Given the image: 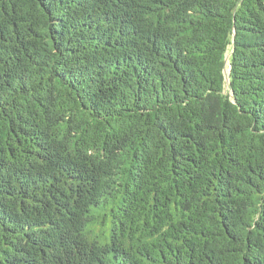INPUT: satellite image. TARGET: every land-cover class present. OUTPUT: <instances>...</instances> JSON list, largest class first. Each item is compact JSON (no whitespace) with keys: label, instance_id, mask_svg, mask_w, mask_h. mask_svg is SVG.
Masks as SVG:
<instances>
[{"label":"trees","instance_id":"trees-1","mask_svg":"<svg viewBox=\"0 0 264 264\" xmlns=\"http://www.w3.org/2000/svg\"><path fill=\"white\" fill-rule=\"evenodd\" d=\"M0 264H264V0H0Z\"/></svg>","mask_w":264,"mask_h":264}]
</instances>
